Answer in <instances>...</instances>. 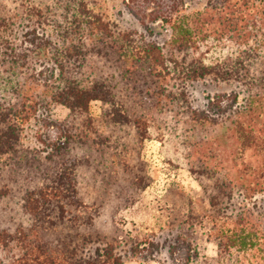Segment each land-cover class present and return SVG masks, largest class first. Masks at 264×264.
<instances>
[{
  "label": "trees",
  "instance_id": "1",
  "mask_svg": "<svg viewBox=\"0 0 264 264\" xmlns=\"http://www.w3.org/2000/svg\"><path fill=\"white\" fill-rule=\"evenodd\" d=\"M191 1H125L137 29L94 0H0V203L15 199L22 213L12 227L0 220V264H123L115 239L95 244L97 191L129 175L121 188L132 195L143 175L129 158L152 129L162 139L184 134L217 264H264V204L255 200L264 197V4L206 0L189 13ZM207 78L231 87L196 105L191 87ZM53 103L68 108L63 120L52 119ZM32 121L33 146L24 135ZM190 246L177 235L167 248L172 256Z\"/></svg>",
  "mask_w": 264,
  "mask_h": 264
},
{
  "label": "rangeland",
  "instance_id": "2",
  "mask_svg": "<svg viewBox=\"0 0 264 264\" xmlns=\"http://www.w3.org/2000/svg\"><path fill=\"white\" fill-rule=\"evenodd\" d=\"M125 1L127 0H94L93 4L96 11L104 13L121 27L142 29L139 21L128 11ZM259 1L264 4V0ZM205 6L206 0H192L187 12L203 10ZM20 26L16 25V29L23 32L24 29ZM43 28L47 34L54 33V28L50 25H44ZM162 33V37H168L169 27L165 26ZM230 87L229 84H217L207 78L194 82L191 87L192 97L195 104L200 105L207 93L229 90ZM104 107L99 100L91 102V114L100 117ZM50 110L52 119L57 121L63 120L69 111L58 103H53ZM24 129L25 143L35 145L37 127L33 121L25 124ZM41 129H50L51 135L55 133L51 127L44 126ZM132 130L130 138L134 136V129ZM150 132V137L141 142L136 140L131 160L129 158L139 168L140 175H143L141 182L133 188L132 195L125 192L126 185L131 180L129 175L113 181L106 192H101V189L97 191L102 208L95 223L102 240L95 244L115 239L117 251L122 252L124 257L123 264H217L216 242L208 235L210 222L205 217L210 209L209 202L203 187L189 169L185 146L182 148L179 142L184 138L183 132V138L179 136L178 141L171 137L162 139L154 129ZM91 173L93 170L87 167L82 180V190L87 195L95 185ZM117 189H121L123 196L115 198L108 193L109 190ZM86 199L93 200L89 196ZM261 199L264 204V197L255 200L260 204ZM21 218L22 213L15 199L5 198L1 201L2 224L12 227ZM202 219L203 224L200 223ZM177 235L185 237L191 246L188 249L176 247L171 256L167 246Z\"/></svg>",
  "mask_w": 264,
  "mask_h": 264
}]
</instances>
